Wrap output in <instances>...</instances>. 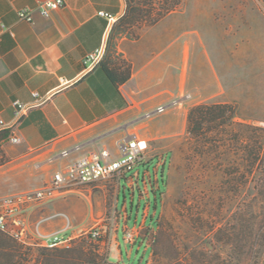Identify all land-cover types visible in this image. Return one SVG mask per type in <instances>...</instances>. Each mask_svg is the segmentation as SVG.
Returning <instances> with one entry per match:
<instances>
[{
  "label": "rangeland",
  "instance_id": "1",
  "mask_svg": "<svg viewBox=\"0 0 264 264\" xmlns=\"http://www.w3.org/2000/svg\"><path fill=\"white\" fill-rule=\"evenodd\" d=\"M131 1L145 12L152 10L153 15L163 6H173L179 1L174 9L179 12L173 17L181 22L182 45L186 42L191 45L187 90L180 102L188 100V91L194 90L202 97L200 103L233 104L236 117L232 123L204 130L199 135L188 134L187 114L181 116L180 124L172 122L179 132L167 130L168 108L145 119L149 130L167 131L147 139L148 161L138 167L143 172L133 189H126V195L123 192L126 179H120L119 206L126 201L129 227L135 225L138 238L150 247L137 240L125 244L122 232L121 257L118 247L109 244L119 225L123 232L127 228V218L121 219L116 209L119 179L113 177L74 186L56 199L75 228H83L82 233H75L68 247H49L47 255H41V248L46 246L24 244V253L15 257L14 264H109L108 259L117 263L119 257L121 264H147V261L148 264H261L264 259V27L256 35L254 28L247 26L245 36L240 38L222 24H202L190 15L196 3L208 4L218 8L214 11L215 20L226 22L244 13L242 18L249 25L252 18L264 20V0ZM234 6L243 10H232L237 8ZM259 8L262 13L254 14L253 10ZM147 23L143 16L133 23L130 31L140 32L150 26ZM127 32L129 29L122 34L129 35ZM108 60L120 64L123 61L119 57ZM212 63L217 71L226 73H216ZM218 138H224V145L219 146ZM108 147L117 153L115 144ZM153 189L157 190V199ZM0 192L5 193V188L0 187ZM93 228L99 230V237L89 235ZM80 245L87 251V259H79L76 250ZM237 245L242 248L241 253L234 252ZM55 254L58 258L49 260ZM61 256H68L70 261ZM231 257L233 262H229ZM9 262L1 250L0 264Z\"/></svg>",
  "mask_w": 264,
  "mask_h": 264
},
{
  "label": "crops",
  "instance_id": "2",
  "mask_svg": "<svg viewBox=\"0 0 264 264\" xmlns=\"http://www.w3.org/2000/svg\"><path fill=\"white\" fill-rule=\"evenodd\" d=\"M42 1L0 0V187L6 191L1 195L45 185L59 168L98 149L110 150L109 144L117 146L116 154L110 152L118 156L119 143L129 138L147 142L170 129L177 133L172 122L180 124L181 116L188 115L189 108L202 98L190 90L189 99L180 102L187 90L191 45L181 43V22L173 17L178 10L143 27L137 38L121 34L111 39L113 25L126 11V0H69L48 18L36 12L33 22L19 20V9H37ZM234 7L237 8L232 10H243L241 6ZM101 10L117 19L110 21L99 14ZM215 10L218 8L213 5L196 3L190 17L202 24H222L240 38L245 36L247 26H252L256 35L263 31V19L252 18L247 25L242 18L244 13H238L225 22L214 19ZM99 48L105 50L106 59L119 57L131 63V77L127 81L115 84L100 63L89 65L87 56ZM212 66L220 73L213 63ZM224 73L222 70L220 74ZM17 101L32 105L20 118H16ZM165 108L170 115L167 130H149L145 119ZM13 135L20 138L19 143L9 140ZM138 170L141 175L142 169ZM159 173L155 175L157 189ZM124 188L125 195L126 189H133L128 178ZM153 190L157 199V190ZM121 192L118 180L115 204L121 219L127 218V231L129 210L126 201L119 206ZM59 196L25 209L33 240L39 237V222L41 234L75 235L83 230L75 228L68 214L59 208ZM121 232L125 244H129L120 225L109 242L118 247L120 257ZM136 240L150 247L138 236ZM120 257L117 263L108 259L109 264H121Z\"/></svg>",
  "mask_w": 264,
  "mask_h": 264
},
{
  "label": "built area",
  "instance_id": "3",
  "mask_svg": "<svg viewBox=\"0 0 264 264\" xmlns=\"http://www.w3.org/2000/svg\"><path fill=\"white\" fill-rule=\"evenodd\" d=\"M68 1L43 0L37 9L21 8L18 11L19 20L33 22L36 12L48 18L53 11L66 6ZM99 14L107 17L110 21L117 19L114 14L104 10L99 11ZM104 55L105 50L99 48L95 52L90 53L86 61L91 67H94L103 60ZM15 105L16 118H20L23 111L32 106L18 101L15 102ZM9 140L13 143L20 142V138L16 135L10 136ZM146 149L147 142L145 140L129 138L127 141L119 143L118 156H113L110 150L106 148L98 149L59 168L52 180L43 186L0 195V230L9 233L26 245L38 244L46 247H68L71 240L75 237L73 234H41L39 230L41 222L37 223L39 237L33 240L28 232V225L24 216L25 209L33 203L53 199L72 190L74 186L92 184L113 177H117L119 180L122 177L128 178L133 186L136 182L135 180L140 177L138 167L146 162ZM89 235L97 238L100 236V232L97 228H93ZM137 236V228H129L125 232V239L128 242H135ZM261 264H264V259Z\"/></svg>",
  "mask_w": 264,
  "mask_h": 264
},
{
  "label": "trees",
  "instance_id": "4",
  "mask_svg": "<svg viewBox=\"0 0 264 264\" xmlns=\"http://www.w3.org/2000/svg\"><path fill=\"white\" fill-rule=\"evenodd\" d=\"M127 8L125 13L115 22L112 28L111 37L114 33L122 34L126 31L132 37H139L140 32L130 31L133 27V23L139 18L143 16L146 17L148 23L146 25H153L158 22L161 18L167 15L169 12L175 9V7L179 4L177 1L173 6H163V8L156 14H152V10L145 12L141 8L134 6L131 0H126ZM100 65L106 72V74L110 77V79L115 83H121L127 81L131 77L132 66L131 63L123 60L122 63H118L114 60L106 59V56L100 62ZM236 117V109L231 103H200L193 105L189 108L187 115V132L191 135H199L202 134V131L207 129H215L221 126H224L227 123H232ZM5 136H9V131H5ZM237 138H239V134H235ZM217 143L219 146L224 145V138H218ZM260 148H263V145H260ZM162 179H163V171H162ZM164 180V179H163ZM0 251H4L5 254L10 259L9 264H14L15 257H21L24 253L23 249L25 248L24 244L18 241L15 237L10 235L7 232L0 230ZM41 255H47L46 253L49 251V247L41 248ZM237 249V250H236ZM241 247L237 245L235 247L234 252L241 253ZM76 252L79 254V259H87L88 253L85 250L84 246L80 245L77 248ZM65 261H70L68 256H61ZM86 257V258H85ZM55 256L49 260L57 259ZM228 262V261H226ZM229 262H233V258L231 257ZM241 263V262H240ZM238 263V264H240Z\"/></svg>",
  "mask_w": 264,
  "mask_h": 264
}]
</instances>
